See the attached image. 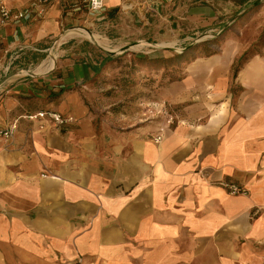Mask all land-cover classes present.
I'll use <instances>...</instances> for the list:
<instances>
[{"label": "crops", "instance_id": "crops-1", "mask_svg": "<svg viewBox=\"0 0 264 264\" xmlns=\"http://www.w3.org/2000/svg\"><path fill=\"white\" fill-rule=\"evenodd\" d=\"M125 1L104 7L112 16ZM174 2L206 31L223 22L214 0ZM79 9L66 0L0 25V127L18 119L13 138L0 140V264H264V44L235 76L250 41L230 32L215 54L195 56L165 89L176 121L155 142L156 123L97 127L78 88L90 71L83 62L2 81L12 59L44 51ZM252 17L263 21L264 7ZM41 110L73 121L19 118Z\"/></svg>", "mask_w": 264, "mask_h": 264}, {"label": "rangeland", "instance_id": "rangeland-1", "mask_svg": "<svg viewBox=\"0 0 264 264\" xmlns=\"http://www.w3.org/2000/svg\"><path fill=\"white\" fill-rule=\"evenodd\" d=\"M228 1L214 0L213 10L219 12L223 22L216 24V29L211 32L197 26V22L179 18L174 12L177 5L174 0H126L112 16L106 9L100 15L91 14L86 8L79 9L56 34L45 40L44 51L18 53L4 75L16 72L12 76L17 80L42 78L53 71L58 60L83 62L90 66V71L78 88L98 128L119 132L153 123L159 127L165 122L166 113L174 115L172 111L176 107L165 98L169 77L184 73L187 62L201 56L204 41L219 33L229 24L231 17L243 11ZM204 4L205 0H196V5ZM183 10L179 15L183 12L186 15L187 11ZM254 13L251 12L246 23L241 25L242 32L240 29L231 30L233 36L250 41L253 53L258 52L264 43L263 38V42L254 45L264 33V20L253 19ZM221 40L222 37L217 44L209 43L206 47L218 51ZM190 44L193 45L186 49ZM105 54L112 55L113 60L105 63L98 75H94L91 67L98 66ZM176 55L183 56L174 66L167 68L136 65V71H132L134 82L124 84V79L132 75L129 73L132 57L165 59ZM115 58L118 59L115 61ZM51 61L52 68L48 71H35L41 63L49 67ZM163 71H167L166 77H161Z\"/></svg>", "mask_w": 264, "mask_h": 264}, {"label": "built area", "instance_id": "built-area-1", "mask_svg": "<svg viewBox=\"0 0 264 264\" xmlns=\"http://www.w3.org/2000/svg\"><path fill=\"white\" fill-rule=\"evenodd\" d=\"M10 1L21 0H0V25L14 24L18 25L24 21L32 19L34 16H39L43 13L45 7L52 3H60L66 0H31L26 7L11 8L8 3ZM84 8H86L91 14H102L105 11L104 0H80ZM19 118H24L28 121H34L36 119H46L55 127H62L73 121V117L59 113L52 110H41L34 113L25 114ZM17 120H13L5 127H0V140L9 141L13 138L14 132L17 128ZM175 116L173 114L166 113L165 122L158 127V134L154 137V141L161 140V132L166 127L175 123ZM7 146V145H6ZM230 194L243 193L244 191L235 184L223 183Z\"/></svg>", "mask_w": 264, "mask_h": 264}, {"label": "trees", "instance_id": "trees-1", "mask_svg": "<svg viewBox=\"0 0 264 264\" xmlns=\"http://www.w3.org/2000/svg\"><path fill=\"white\" fill-rule=\"evenodd\" d=\"M235 5L238 6L239 8H243V10H245L241 16L237 17V14L234 17L230 18V22L229 24H227L224 28H222L220 30L219 33H217L216 35H214L211 39H208L206 41H204V49L202 48V53L201 56L206 57V56H210L212 54H215L217 51H214L212 49H209L207 46V44L212 43V44H217L219 42L220 37L225 38L226 36H228V34L231 32L232 29L234 28H241V25L246 23V20L249 18L248 16L251 14V12H256L259 8L264 7V0H233ZM239 12V11H238ZM248 23V22H247ZM264 33L262 35L259 36L258 41L254 43V45L260 44L261 42H263V37ZM264 44V43H263ZM262 44V45H263ZM259 52V51H258ZM258 52H252L251 46H248L240 55L239 57L235 60V62L233 63V67H232V74L233 76H235L237 74V72L241 69V67L243 66V64L247 61V59L249 57H251L252 55L258 53ZM183 55H176L174 57H169V58H136V57H132L130 60V67L131 70L129 71V73L132 71L135 72V68L136 65L142 64L145 66H149L154 68H167V66H174V63H176ZM118 58H115L114 60L116 61ZM112 55L110 54H105V57L101 59V61L99 62L98 66H92L91 70L94 73V75H98L99 69L105 64V63H109L110 61H112ZM191 61V60H190ZM189 61V62H190ZM187 62V64L189 63ZM166 73L167 71H163L161 74V77L164 76L166 77ZM185 75L184 73H179L177 74L176 77H173L171 75V77H169V81H168V85L171 84L174 81H179L181 79H183ZM134 82V78H133V73L132 75H129L128 77H126L124 79V84L125 85H130ZM49 97H51L49 95ZM174 111H172L174 113V115L176 116V111L178 110V107H174Z\"/></svg>", "mask_w": 264, "mask_h": 264}, {"label": "water", "instance_id": "water-1", "mask_svg": "<svg viewBox=\"0 0 264 264\" xmlns=\"http://www.w3.org/2000/svg\"><path fill=\"white\" fill-rule=\"evenodd\" d=\"M244 11H245V10H243L241 13H239V14L237 15V17L241 16V14H242ZM192 45H193V44H190L188 47H186V49L190 48ZM186 49H184V50H186ZM15 73H16V72H10L8 75L4 76V78H3L2 81H4L5 79H7L8 77L14 75Z\"/></svg>", "mask_w": 264, "mask_h": 264}, {"label": "bare ground", "instance_id": "bare-ground-1", "mask_svg": "<svg viewBox=\"0 0 264 264\" xmlns=\"http://www.w3.org/2000/svg\"><path fill=\"white\" fill-rule=\"evenodd\" d=\"M52 64H53V62L51 61L50 69L52 68ZM46 68H47L46 65L45 66H39L38 68L35 69V71L39 73L40 71H42L43 69H46Z\"/></svg>", "mask_w": 264, "mask_h": 264}]
</instances>
